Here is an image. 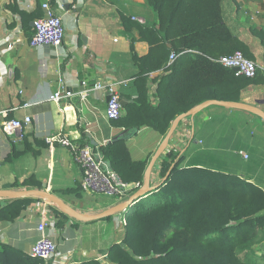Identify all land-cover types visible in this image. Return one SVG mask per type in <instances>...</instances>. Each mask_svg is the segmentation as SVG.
Here are the masks:
<instances>
[{"label":"crops","instance_id":"obj_1","mask_svg":"<svg viewBox=\"0 0 264 264\" xmlns=\"http://www.w3.org/2000/svg\"><path fill=\"white\" fill-rule=\"evenodd\" d=\"M46 2L62 17L66 29L65 43L59 49L33 48L30 44L32 16L42 13ZM224 22L260 70L256 82L241 91L238 103L264 113V45L256 35L258 32L264 37V0H225ZM158 25V14L148 0H0V192L44 189L82 216L98 215L128 201L83 192L82 173L71 151L49 139L67 136L79 146L102 150L126 136L124 128H116L106 117L108 93L97 91L95 86L101 83L115 87L126 106L134 103L141 71L133 60L131 41L138 57H157V47L164 44L156 41ZM165 44L172 50L171 40ZM193 53L184 52L177 59ZM171 54L166 67L147 76L145 85L154 106L160 103L158 90L163 77H172L164 86L165 102L175 105L178 92L187 99L186 86H190L186 71L167 70L176 60L171 61ZM202 85L194 87L202 89ZM62 90L70 95L50 100ZM27 117L31 118L30 125L13 133L4 131L7 122ZM175 120L165 135L148 126L127 133L125 146L131 161L144 164L137 170L142 172L143 185ZM171 151L182 168L239 176L264 191V120L257 115L210 106L184 118L152 168L151 191L167 179L161 176V161ZM13 154L19 155L10 160ZM27 179L41 186L15 187L16 182ZM29 199L32 201L18 219L0 221V245L30 255L40 235L38 226L45 222L58 245L55 259L45 264L91 260L110 264L109 248L125 238L122 220H126L127 211L111 216V222L107 218L84 222L47 200ZM10 201L0 198V208Z\"/></svg>","mask_w":264,"mask_h":264},{"label":"trees","instance_id":"obj_2","mask_svg":"<svg viewBox=\"0 0 264 264\" xmlns=\"http://www.w3.org/2000/svg\"><path fill=\"white\" fill-rule=\"evenodd\" d=\"M224 1L148 0L159 17L156 41L164 44L157 47L158 56L151 59L138 57L131 41L133 60L141 71L136 82L138 98L125 107L121 119L112 121L116 128L126 130V136L102 149L107 167L126 183H141L142 187L143 175L137 170L144 167L131 161L125 146L128 134L148 126L165 135L178 115L208 101L238 103L241 91L256 82L259 69L254 79H248L215 62L236 51L251 60L244 44L224 22ZM42 16L43 11L32 18L35 21ZM256 35L264 45V37L258 32ZM168 40L172 50L165 44ZM189 51L194 53L177 59ZM169 53L177 57L167 70L186 71L190 86H186L187 99L178 92L175 105L165 102L164 86L171 83L172 77H163L158 90L160 103L154 106L145 83L152 71L167 66ZM197 84H203L202 89H196ZM18 155L13 154L10 160ZM176 158L173 151L164 157L161 176L167 177L165 182L126 213L125 238L109 248L110 264H254L248 252H242L257 245L264 236V191L239 176L182 168ZM32 184L41 186L27 179L16 182L15 187ZM31 201L25 198L8 202L0 208V221H15ZM0 264L45 263L0 245ZM81 264L103 263L91 260Z\"/></svg>","mask_w":264,"mask_h":264},{"label":"built area","instance_id":"obj_3","mask_svg":"<svg viewBox=\"0 0 264 264\" xmlns=\"http://www.w3.org/2000/svg\"><path fill=\"white\" fill-rule=\"evenodd\" d=\"M43 16L34 21V34L31 38V47H50L59 49L65 43L66 29L62 17L55 8L48 2L42 5ZM176 54L172 53L171 61L176 59ZM222 67L232 70L238 77L254 79L257 75V64L245 57L243 52L236 51L231 55H225L215 61ZM97 91L107 92L109 100L106 106V117L109 121H117L123 117V106L121 95L115 87H107L104 84L95 86ZM70 94L58 91L50 97L51 101H59ZM31 124V118L27 117L23 121L13 120L4 126L6 133H13ZM51 142H58L62 147L69 149L74 160L82 173L81 189L83 192L92 195L103 196L115 201L128 200L134 193L141 189V183H126L113 170L105 165L103 152L99 148L90 146H79L73 143L67 136L49 139ZM126 226V220H122ZM47 223L38 226L39 237L34 242L30 250V256L45 263L55 259L58 253V245L47 231Z\"/></svg>","mask_w":264,"mask_h":264},{"label":"water","instance_id":"obj_4","mask_svg":"<svg viewBox=\"0 0 264 264\" xmlns=\"http://www.w3.org/2000/svg\"><path fill=\"white\" fill-rule=\"evenodd\" d=\"M32 26L34 27V23H32ZM121 103L122 106L125 107L126 103L125 100H123V98L121 97ZM210 106H220V107H225V108H230V109H236V110H241V111H245L248 113H251L253 115H257L259 116L261 119L264 120V113L253 106L250 105H246L243 103H233V102H225V101H208L204 104H202L201 106H199L198 108L189 111L185 114L180 115L174 122V124L172 125L168 135L166 136L164 142L162 143L159 151L157 152V154L155 155L149 169L146 172V178H145V184L143 185V187H141V189H139L136 193H134L127 202L122 203L116 207H113L101 214L98 215H93V216H82V215H78L76 213H74L72 211V209L61 199H59L58 197L54 196L53 194L47 192L44 189H39V190H24L21 192H17V193H12V192H8V191H1L0 192V198L1 199H7V200H19V199H25V198H40V199H44L49 201L50 203H52L53 205H55L57 208H59L61 211H63L64 213L70 215L72 218L78 220V221H84V222H91V221H98V220H102L105 218H109L119 212H123V211H130L133 207H135V205L140 202L144 197H146L147 195H149L152 191L151 189H149V180H150V173L152 171V168L155 164V162L161 157V155L165 152V150L168 147L169 144V140L171 138V136L174 134V132L176 131L179 123L186 117L189 116H194L196 113L210 107ZM125 137V136H124ZM123 137V138H124ZM121 138V137H120ZM119 139V138H118ZM117 140V139H116ZM167 178V177H166Z\"/></svg>","mask_w":264,"mask_h":264},{"label":"rangeland","instance_id":"obj_5","mask_svg":"<svg viewBox=\"0 0 264 264\" xmlns=\"http://www.w3.org/2000/svg\"><path fill=\"white\" fill-rule=\"evenodd\" d=\"M245 248L243 253H247L249 255V258L254 264H264V236L263 238H259V242L257 245L252 247L251 249ZM108 261H104V263L107 264Z\"/></svg>","mask_w":264,"mask_h":264}]
</instances>
